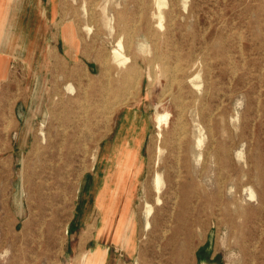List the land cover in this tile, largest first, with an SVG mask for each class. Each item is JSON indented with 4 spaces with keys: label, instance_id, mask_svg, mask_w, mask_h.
<instances>
[{
    "label": "rangeland",
    "instance_id": "374dc122",
    "mask_svg": "<svg viewBox=\"0 0 264 264\" xmlns=\"http://www.w3.org/2000/svg\"><path fill=\"white\" fill-rule=\"evenodd\" d=\"M0 38L8 64L0 77V264H76L84 253L101 255V264H145L148 239L171 211L167 168L178 144L207 184L220 162L225 193L241 182L251 211L233 229L219 211L203 218L189 264H264V0H0ZM120 40L125 65L114 59ZM157 112L170 114L162 140ZM35 138L47 148L37 159ZM69 153L73 162L57 177ZM27 163H38V174ZM115 164L116 188L134 177L120 240L100 231L98 203ZM155 170L164 180L160 206ZM147 202L155 207L150 230ZM62 207L63 248L53 260L50 230Z\"/></svg>",
    "mask_w": 264,
    "mask_h": 264
},
{
    "label": "bare ground",
    "instance_id": "6f19581e",
    "mask_svg": "<svg viewBox=\"0 0 264 264\" xmlns=\"http://www.w3.org/2000/svg\"><path fill=\"white\" fill-rule=\"evenodd\" d=\"M162 1H164V0H158L159 5H161ZM140 15H141V13H140ZM170 22L172 23V21H170ZM41 23H42V21H41ZM29 24H30V22H29ZM160 25L162 26V21L160 22ZM133 27H135V26H133ZM71 30L72 29L70 28L68 31H66L64 33V36L66 34H69V32ZM1 37H3V36H1ZM66 40L69 43H71V41H72L71 39H68V38ZM27 47H28V45H27ZM238 49H240V48H238ZM113 53H114V59L119 65H125L130 60V57L126 56V54L124 53V45H123L121 40L118 42L117 48L114 49ZM51 56L55 57L54 53H51ZM164 60H166V59H164ZM7 68H8V64L6 62L0 60V77L5 74V70H7ZM172 68H171V70L174 69V68L173 69ZM169 70H167V71L171 72ZM209 73H210V71H209ZM234 73H236V72H234ZM165 77H166V75H165ZM233 77H234V75H233ZM170 78L168 77V79H170ZM166 80H167V78H166ZM169 82L171 84H173L175 81L170 80ZM169 87L170 86H168V88ZM179 88H181V85H179ZM69 89L71 91L73 90L71 87ZM45 91H46V89H45ZM169 91L171 92V90H169ZM167 93H165V94H167ZM163 97H164V95L162 96V98ZM178 101H179V99H178ZM122 103H124V102H122ZM103 108L104 107H102V109ZM107 112H109V111H107ZM110 112H111V110H110ZM183 113H184V109H183L182 114L179 115L180 118H181V116L184 115ZM169 120H170V114L168 112H165V113L157 112L156 113L155 123H156V129L158 130V133H157L158 140H162L164 138L163 137L164 136L163 130H164V128L169 126V124H170ZM41 136H42V142H45L46 137H45L44 131H41ZM40 143H41L40 139L35 138L34 145L32 148V153L30 154V156L32 155L36 159L43 156L44 155L43 153H45L47 151V148H45V147L41 148ZM201 143H202V140H199L198 141L199 146H201ZM124 149H126V148H122L119 151V155L121 153H124L123 152ZM176 149H178V154L176 155V160L174 161V163H172L167 168V175H168V181H169V186L167 189H168V193L170 194L169 195L170 200L172 201V204L170 207L171 211L169 212V215L167 216V219L165 220L164 223H161V221L159 223H156V229L157 230H155L153 233L160 231V235L152 236L151 239H148V245L149 246L145 250V254L147 256L146 260H145L146 261L145 264H155L154 259L157 256L158 257L160 256V258H162L164 256L165 252H169L168 255H170V257H167L166 259L163 258L162 262L160 264H189L190 263V253H191L195 238L197 237L196 228H197V226L201 225L200 223H201V220L203 218H206V219L210 218V217L214 216L216 211H219V213H221V215L224 218H228L227 224H226L227 227H229L230 229H233L237 226L236 225V219L237 218H240L243 216L246 217V215L251 212L250 210H247L246 207H243V205L241 203V202H243L242 198H241L242 195L239 194V193H241V191H240V188L242 185L241 182L238 181V183L235 184V187H234L235 193L234 194L233 193H231V194L225 193L226 182H228L229 177L225 175V177L223 178V173L220 172L222 167L220 166L221 163L219 161H218L219 164H217V169H218L217 176H219L218 179L215 182H213V184H209V183L207 184L204 181V179L207 177L205 169L200 170L196 166L191 165V163H190L189 156H193L192 153L191 152L188 153V150L185 149V146H182L181 144L180 145L178 144V146H176ZM158 152L161 154L162 147L158 148ZM66 155H67V158H66L67 160L64 162L63 165L60 166V169H58L59 174L57 177H59L61 175V172L63 171V169L65 167H67V165H69L73 162L72 161L73 157H71L72 153H69ZM201 156L202 155L199 154V159L197 160L198 163L201 160ZM239 156H241V154ZM116 164H117V162H116ZM116 164H115V169L113 170L111 176L109 177V180H107V182H106L103 193H101V198L99 196L98 203L102 207L103 214L105 215V217H104L105 219L103 220V224L101 225L100 231L103 233H106V232L112 233L113 237H116L117 239L120 240L121 239L120 233H121V229H122L123 224H124L123 222H124L125 218L127 217V214L129 213V208H130V203H131V199H130L131 198V194H130V187L131 186H129V185L134 180V177L129 179L128 182L126 180H124L125 181L124 185H123V183L122 184L119 183L120 186L118 188H116L113 182L117 181V178H120L116 174V172H117L116 170H118V168H119V166H116ZM32 165H34V167ZM32 165L30 163H27L25 165V170L28 172L29 170L32 169L36 174H38V171H37V169L39 167L38 163L37 164L33 163ZM156 165H154V166L156 167ZM158 165H159V162H158ZM46 167H47V164L43 163L42 168H46ZM152 183H153L152 185H153V189L155 192V203L157 206L163 205L162 194H163V188H164V180H163L162 174L158 170H155V173H154V176L152 179ZM43 185H44V183H43ZM123 187L125 188V190H126L125 192L127 193V195L125 194L126 195L125 198L127 200L124 198L125 201L123 200L124 201L123 207L120 208L118 206V208H117V202H119V200L122 199V197H123V191H124ZM249 191H250L249 197L251 200L254 201L256 198V195L252 189H250ZM109 192L110 193L113 192V194H109ZM149 194L150 193H148V196L151 195V194L150 195ZM112 195H114L112 202L111 203L107 202V201L111 200ZM106 196H109L108 198H110V199L109 200H108V198L105 199ZM54 197H56V196H54ZM52 198L53 197H50L49 199L53 200ZM116 208L118 209V211H117L118 219L116 221H114V226L111 228V226L113 225L112 224L113 221H111L112 218L110 216H112L114 214V212L116 211ZM154 211H155V207L152 204L147 202L146 207H145V216L147 219L146 224H145L146 230H150L153 227L152 222L150 221V217L153 215ZM55 215H56V217H54L52 219L53 220V229L50 230L51 231L50 236H51V241H52L50 243V245L52 244V247L49 250V253L46 255L53 260H55L56 257H60L61 248H63L64 239L62 236V226H63L62 222L64 221V218L66 217L65 209L62 207L61 209L56 211ZM47 225H49V223ZM159 237H160V239H159L160 245L158 248L159 249V253H158L159 255H158L153 250V247L155 246L154 240L158 239ZM243 239H245V238L240 237V240L238 241L237 245H239L243 241ZM126 241L128 242L127 248H129V244L131 243L130 238H128ZM239 246L241 249H243L241 245H239ZM6 254H7V251L5 253H3L2 256L4 257ZM78 262L76 264H101L102 256L95 254L92 257H89L87 255V253H84L83 255L80 256Z\"/></svg>",
    "mask_w": 264,
    "mask_h": 264
}]
</instances>
